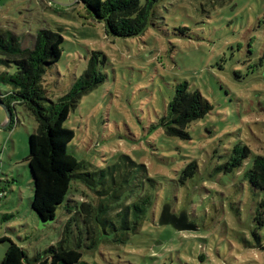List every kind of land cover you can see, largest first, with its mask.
Instances as JSON below:
<instances>
[{
    "label": "rangeland",
    "instance_id": "1",
    "mask_svg": "<svg viewBox=\"0 0 264 264\" xmlns=\"http://www.w3.org/2000/svg\"><path fill=\"white\" fill-rule=\"evenodd\" d=\"M160 18L133 37H111L103 24L76 0H0V26L22 47L33 44L41 28L58 30L64 40L59 60L42 84L56 100L84 70L91 50L106 55L104 81L85 94L64 125L74 131L67 150L98 167L123 155L143 163L158 183L154 220L119 250L92 253L98 264H264V218L254 221L263 191L252 188L244 171L264 155V0H161ZM14 65L0 64V71ZM197 89L212 109L188 127L189 139L167 136L158 119L177 82ZM9 85L0 80V89ZM14 123L0 127V235L10 237L29 256L55 244L66 215L58 207L53 221L40 224L32 211L28 137L32 114L17 104ZM18 119V121H17ZM6 111L0 106V124ZM249 149L243 164L230 171L235 146ZM196 168L181 178L187 163ZM70 198L92 200L80 183ZM184 211L192 230L158 224L163 204ZM3 213L10 214L3 218ZM258 237V241L255 238ZM7 243L0 241V260ZM104 249V248H103ZM103 254V256L101 255ZM86 253L83 259H88Z\"/></svg>",
    "mask_w": 264,
    "mask_h": 264
},
{
    "label": "trees",
    "instance_id": "2",
    "mask_svg": "<svg viewBox=\"0 0 264 264\" xmlns=\"http://www.w3.org/2000/svg\"><path fill=\"white\" fill-rule=\"evenodd\" d=\"M160 1L76 0L91 17L102 22L107 36L124 38L143 34L160 18ZM206 1L214 7L227 0ZM63 40L58 30L41 28L33 44L22 47L12 30L0 26V64L14 65L13 72L0 71V80L9 85L7 90L0 89V101L10 113L7 126L14 123L17 104L36 121V128L28 137L27 159L33 185L30 207L45 220L53 221L58 207H62L66 215L58 241L32 256L26 253L22 243L9 236L13 228L5 227L0 241L7 245L0 264H98L92 253L119 250L141 231L149 214L154 220L158 183L143 163L123 155L118 162L98 167L68 152L74 131L64 122L82 96L106 78L102 71L106 55L100 50H91L83 72L65 93L53 100L42 81L48 68L59 60ZM212 107L197 89L190 90L186 81L177 82L157 126L162 127L167 136L189 139V125ZM248 153L246 146L236 145L229 162L220 168L230 171L240 167ZM195 168L194 161L187 163L181 178L191 176ZM244 175L252 188L264 193V155H255ZM75 183L82 184L91 193L92 200L70 198L78 190ZM0 190L6 191L5 188ZM171 211L178 214L172 208ZM11 214L2 216L7 221ZM262 218L264 197L259 200L253 219L261 225ZM255 238L258 241L256 235ZM85 253L90 255L91 262L83 259Z\"/></svg>",
    "mask_w": 264,
    "mask_h": 264
},
{
    "label": "water",
    "instance_id": "3",
    "mask_svg": "<svg viewBox=\"0 0 264 264\" xmlns=\"http://www.w3.org/2000/svg\"><path fill=\"white\" fill-rule=\"evenodd\" d=\"M0 106H3L5 108V111H6V120L4 123L0 124V127H5L8 125V123L10 121V113H9L7 106L1 101H0ZM39 221H40V224L43 225L47 222L52 221V219L45 220V219H42L41 217H39ZM157 222L160 225L170 224L175 229L180 230V231L194 229V227L187 221L186 212L180 211V212H178V214H174L171 211V206L169 203L163 204L161 211L159 213Z\"/></svg>",
    "mask_w": 264,
    "mask_h": 264
},
{
    "label": "built area",
    "instance_id": "4",
    "mask_svg": "<svg viewBox=\"0 0 264 264\" xmlns=\"http://www.w3.org/2000/svg\"><path fill=\"white\" fill-rule=\"evenodd\" d=\"M5 195V192L0 190V199Z\"/></svg>",
    "mask_w": 264,
    "mask_h": 264
},
{
    "label": "crops",
    "instance_id": "5",
    "mask_svg": "<svg viewBox=\"0 0 264 264\" xmlns=\"http://www.w3.org/2000/svg\"><path fill=\"white\" fill-rule=\"evenodd\" d=\"M0 188H3V187H0ZM3 234H4V232H3ZM3 234H2V235H3ZM2 235H0V236H2Z\"/></svg>",
    "mask_w": 264,
    "mask_h": 264
},
{
    "label": "flooded vegetation",
    "instance_id": "6",
    "mask_svg": "<svg viewBox=\"0 0 264 264\" xmlns=\"http://www.w3.org/2000/svg\"><path fill=\"white\" fill-rule=\"evenodd\" d=\"M177 214V213H176Z\"/></svg>",
    "mask_w": 264,
    "mask_h": 264
}]
</instances>
